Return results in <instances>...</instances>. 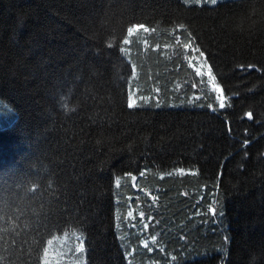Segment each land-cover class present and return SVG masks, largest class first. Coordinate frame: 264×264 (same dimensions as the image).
Returning <instances> with one entry per match:
<instances>
[{
    "label": "trees",
    "instance_id": "trees-1",
    "mask_svg": "<svg viewBox=\"0 0 264 264\" xmlns=\"http://www.w3.org/2000/svg\"><path fill=\"white\" fill-rule=\"evenodd\" d=\"M0 264H264V0H0Z\"/></svg>",
    "mask_w": 264,
    "mask_h": 264
},
{
    "label": "snow or ice",
    "instance_id": "snow-or-ice-1",
    "mask_svg": "<svg viewBox=\"0 0 264 264\" xmlns=\"http://www.w3.org/2000/svg\"><path fill=\"white\" fill-rule=\"evenodd\" d=\"M212 2L215 3L216 0H212ZM210 79H214V78H210ZM131 99H132V103H131V105H130V108H133V107H135L139 102H138L136 99L132 98V97H131ZM217 99H218V102H219V107H220L221 109L225 108V106H226V99L224 98V96H222V95H221V96H218ZM248 115H249V117H251V113H248ZM180 171H183V169H181ZM133 180H135V176H133ZM214 211H215V210L213 209V212H214ZM128 215L131 216L132 213L129 212Z\"/></svg>",
    "mask_w": 264,
    "mask_h": 264
}]
</instances>
